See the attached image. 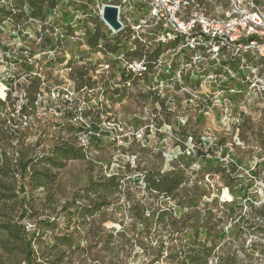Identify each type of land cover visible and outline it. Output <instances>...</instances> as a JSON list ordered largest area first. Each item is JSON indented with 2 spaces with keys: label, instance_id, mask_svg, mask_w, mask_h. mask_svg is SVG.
Masks as SVG:
<instances>
[{
  "label": "rangeland",
  "instance_id": "374dc122",
  "mask_svg": "<svg viewBox=\"0 0 264 264\" xmlns=\"http://www.w3.org/2000/svg\"><path fill=\"white\" fill-rule=\"evenodd\" d=\"M199 1L203 7H211L212 10L217 3L224 2ZM93 4L91 0L90 5ZM86 10L88 11V8ZM82 11H85L82 4L60 2L54 11L48 13L46 23L66 36L57 42L46 35L41 43H36L27 39L24 32L36 34L40 26L34 22L26 23L22 26V36L18 34V37L22 43L32 47L31 53L24 47L22 53H10L13 54L10 60L12 62L37 54L43 58L42 53L54 49V59L37 68L47 75L46 80L51 84L68 87L87 103L86 111L92 112L88 118L92 121L93 131L102 124L108 127L100 132V138L94 139V144L100 149L90 150L91 161H68L58 172L55 187L52 189L59 205L57 211L86 186L91 175L105 172L107 176H120L121 193L108 199L111 204L105 211L106 222L102 225L104 234L115 235L121 228V220L124 226L143 222L147 217L146 210L150 212L157 207H171L175 215L179 216L180 210L175 206V201L151 196L144 189L140 176L143 175L142 169L160 166L164 172L170 170L173 162L181 160L184 166H187L186 175L190 176V180L180 189L176 202H184V189L197 186L201 193H205L200 207L218 198V209L226 214L222 208L233 202L236 188L231 189L229 186L220 190L222 184L218 175L191 173V170L198 169L204 161L211 160L220 162L226 169L231 163L236 164V184L249 187L250 194L258 197L259 201L255 206L263 204L264 169H258L260 174L254 177L253 183L250 182L253 178L250 172L264 160V152L258 149L259 145L264 143V62L254 59L247 66L240 67L235 61L229 63V60H225L219 65H214L205 46L199 47L194 55L189 50L179 54L168 52L173 47L168 44L161 47L163 53L157 57L158 62L151 63L149 72L130 74L127 72L130 70L129 66L125 62H138L141 57V61L145 58L152 59L157 44L136 46L134 50H130L132 40L122 38L119 39V49L112 54L94 51L88 47L84 34L85 29H92L98 20L91 23L89 17L95 14H80ZM134 18H140V14H135ZM4 30L7 33L4 32L2 37L11 39V28L5 26ZM116 36L110 33L108 38ZM111 41V44H115L113 39ZM137 48L143 51L138 52L137 56L128 55L130 51H137ZM63 67L69 68L68 71L59 74ZM35 68V65L31 66V69ZM48 69L53 75H49ZM123 75L131 78L127 79L125 85L119 84L123 81ZM134 79L136 81L132 82ZM82 82L85 84L84 88L76 92L77 85ZM23 133L26 134V142H34L31 131ZM135 133L142 136L140 140L137 136L132 138ZM116 136L119 138L116 139ZM41 149L43 148L40 146ZM177 158L178 160H174ZM3 182L9 188L6 195L10 199L0 202V223H20L38 227L37 220L59 216L55 215L54 210L43 207V191L32 193L26 186L30 197V214L20 221L18 218L21 181L7 176L3 178ZM240 199L241 197H238L236 201ZM245 209L246 206H242L232 216L223 219L220 228L229 234L217 245L215 251L222 250L224 242L238 250L241 244L247 246L250 240L256 238L253 235L237 234L240 216ZM94 219L99 217L96 215ZM62 224L61 218L60 225ZM39 232L43 235L41 245H44L47 237L53 233L43 227ZM55 233L58 231L53 234ZM154 235L152 246L155 245L158 250L156 244L159 241L156 234ZM142 238L144 240L145 236ZM6 239L5 233L0 231V264H25L21 247ZM88 244L89 241H81V246ZM100 246L99 244L93 252ZM132 249L128 258L120 255L117 260V256L111 257L114 258L113 261L120 260L121 264H141L146 255L137 243L133 244ZM238 254L242 256L240 252ZM89 261L90 259L87 262L91 264ZM210 261V264H215L214 258Z\"/></svg>",
  "mask_w": 264,
  "mask_h": 264
},
{
  "label": "trees",
  "instance_id": "16d2710c",
  "mask_svg": "<svg viewBox=\"0 0 264 264\" xmlns=\"http://www.w3.org/2000/svg\"><path fill=\"white\" fill-rule=\"evenodd\" d=\"M58 4L57 0H14L12 10L8 8L0 12L5 16L16 14L13 15V19L17 21L28 17L43 21ZM89 18L91 23L98 21L93 24L92 29H85L88 47L102 53L116 52L119 49V39L123 35L108 38L107 29L100 18L95 15ZM112 39L115 44H111ZM161 50V46H156L154 57L142 61L145 67L143 74L149 72L151 63L158 60ZM142 51L141 48H137V51L128 55L137 56L138 52ZM139 59L143 60L142 57ZM127 79L131 78L123 75V81L119 84L125 85ZM134 81L136 80H132ZM35 86L36 84L32 83L30 88L33 89ZM83 86L85 84L82 82L76 88L80 89ZM73 130L70 124H57L56 136L50 139L46 153L40 150L39 143H27L24 133L20 134L16 146L11 144L12 136L7 133L0 135V202L10 199L6 195L9 188L4 184L3 178L12 176L21 181L18 218L20 221L30 214L28 207L30 197L26 192V186L32 193L42 188L43 207L54 210L55 215H59L57 218H62L63 221L60 228V221L57 222L56 217L53 220L49 217L42 218L36 221L38 227L35 226L30 233L26 232L25 226L20 223L12 225L9 222L0 223V231L5 233L6 241L21 247L25 264H90L87 262L89 259L91 264H121L120 260L113 261L114 258L111 256H117L115 257L117 260L120 255L128 258L133 250V244L136 243L146 255L141 264H208L213 258L216 264H264V203L255 206L259 201L258 197L250 194L249 187L236 184L238 177L235 176L236 164L233 163L226 169L220 162L207 160L202 163L201 168L191 170V173L218 175L222 184L220 190L229 186L231 189L236 188L233 202L222 208L226 214L218 209L220 205L218 198L200 207L205 193H201L197 186L191 189L183 188L184 202L182 204L176 202L180 189L190 180V176L186 175L187 166H184L182 160L173 162L170 170L164 172L160 166L142 169L143 175L140 176L144 189L151 196L175 201V206L180 210L179 216L175 215L171 207H157L150 212L146 210L147 217L144 220L142 217L143 222L124 226L121 220L119 222L121 228L115 235L104 234L102 225L106 222L105 211L111 204L108 199L121 193L120 176H107L105 172H100L96 176L91 175L86 186L57 211L59 205L55 201L56 194L52 189L55 187L58 172L68 161H91L92 157L87 156V153L91 152V149L94 151L100 149L94 144V140L86 149L79 148L73 137ZM61 131L64 132L63 136ZM258 149L264 152V143L260 144ZM15 154L17 157L13 161ZM259 168L264 169V160L256 165L255 170H251L250 174L253 176L251 183L254 177L260 174ZM90 170L93 172V167ZM238 197L241 199L237 202ZM242 206H246V209L240 216L237 234L253 235L256 238L250 240L247 246L241 244L238 250L224 242L222 250L215 251L217 245L229 234L220 228V224L224 218L232 216ZM96 215L99 219H94ZM41 227L53 233L58 229V233L55 235L52 233L47 237L44 245L40 242L43 236L39 232ZM154 234L159 241L156 244L158 250L155 249V245L152 246ZM142 236H145L144 240ZM150 238L152 240L148 241ZM81 241H89V244L81 246ZM99 244L100 248L93 252ZM169 244L171 246H168ZM238 252L242 256H239Z\"/></svg>",
  "mask_w": 264,
  "mask_h": 264
},
{
  "label": "built area",
  "instance_id": "2783aa9c",
  "mask_svg": "<svg viewBox=\"0 0 264 264\" xmlns=\"http://www.w3.org/2000/svg\"><path fill=\"white\" fill-rule=\"evenodd\" d=\"M13 1L0 0V10L11 9ZM57 1L82 4L85 11L80 14H95L100 20L104 5L116 6L122 29L114 33L104 24L106 34H122L121 39L132 40L130 50H134L136 46L147 47L152 43L161 47L171 44L173 47L168 52L179 54L189 50L195 55L199 47L205 46L214 65H219L225 60H229V63L235 61L240 67L247 66L254 59L264 62V0H224L223 3H217L213 10L211 7L210 9L203 7L199 0H92L94 3L92 6L91 0ZM135 14H140V18L135 19ZM13 15L16 14L5 16L0 12V135L7 133L12 136L11 144L16 146L20 134L29 130L31 138L35 139L32 143H39L43 148L41 150L46 153L48 142L50 144V139L56 135L55 126L70 124L74 129L76 145L86 149L90 142L100 138V132L108 127L102 124L93 131L92 121H89L92 112L86 111L87 103L68 87L51 84L46 80L47 75L38 69L54 59L55 50L50 49L42 53L43 58L37 54L24 60L10 61L12 51L22 53L23 47L30 53L32 51V47L22 43L18 37V34L22 36V26L26 23L39 24L40 29L36 34L24 32L27 39H32L36 43H41L46 35L57 42L66 35L49 26L46 23L47 17L43 21L32 17L17 21L13 19ZM5 26L11 28L9 40L2 37L4 32L7 33L4 30ZM65 32L67 33V30ZM131 52L133 51L129 53ZM125 64L129 66L130 70L127 72L130 74L144 72L145 67L141 60ZM33 65L35 69H31ZM68 69L63 67L59 74ZM48 73L53 75L50 71ZM32 83L36 84L33 89L30 88ZM83 88L84 86L76 88L75 91L79 92ZM63 134L61 131L62 136ZM135 136L139 138L138 140L142 137L136 133L132 134V138ZM118 138L119 136H116V139ZM111 140L114 141V138L111 137ZM87 156L92 157V152L87 153ZM16 157L17 154L13 161ZM38 190L43 191L42 188ZM60 219L56 218V221ZM25 230L28 233L32 232L34 225L26 224ZM210 263L211 261L208 262Z\"/></svg>",
  "mask_w": 264,
  "mask_h": 264
},
{
  "label": "water",
  "instance_id": "95a60500",
  "mask_svg": "<svg viewBox=\"0 0 264 264\" xmlns=\"http://www.w3.org/2000/svg\"><path fill=\"white\" fill-rule=\"evenodd\" d=\"M101 20L114 33H118L122 29V24L119 21L118 8L116 6L104 5Z\"/></svg>",
  "mask_w": 264,
  "mask_h": 264
}]
</instances>
